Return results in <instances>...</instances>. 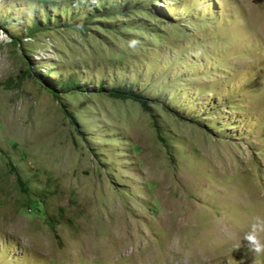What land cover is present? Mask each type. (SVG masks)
<instances>
[{
    "label": "rangeland",
    "instance_id": "1",
    "mask_svg": "<svg viewBox=\"0 0 264 264\" xmlns=\"http://www.w3.org/2000/svg\"><path fill=\"white\" fill-rule=\"evenodd\" d=\"M255 216L264 0H0V264H264Z\"/></svg>",
    "mask_w": 264,
    "mask_h": 264
},
{
    "label": "clouds",
    "instance_id": "2",
    "mask_svg": "<svg viewBox=\"0 0 264 264\" xmlns=\"http://www.w3.org/2000/svg\"><path fill=\"white\" fill-rule=\"evenodd\" d=\"M137 41L133 40L130 46L134 47ZM243 241L248 247L249 251L256 255H264V217H253L249 230L244 234ZM177 249L180 248V238L178 236L173 238L172 242ZM182 264H190L189 257L185 255Z\"/></svg>",
    "mask_w": 264,
    "mask_h": 264
},
{
    "label": "trees",
    "instance_id": "3",
    "mask_svg": "<svg viewBox=\"0 0 264 264\" xmlns=\"http://www.w3.org/2000/svg\"><path fill=\"white\" fill-rule=\"evenodd\" d=\"M78 86L75 84L72 80H67L63 83L62 89L64 92L66 91H72L77 89ZM107 93L111 97L120 98V99H132L134 101H137L145 110L149 109L148 106V98L143 96L140 92L134 91L131 87L127 88H111L107 90Z\"/></svg>",
    "mask_w": 264,
    "mask_h": 264
},
{
    "label": "bare ground",
    "instance_id": "4",
    "mask_svg": "<svg viewBox=\"0 0 264 264\" xmlns=\"http://www.w3.org/2000/svg\"><path fill=\"white\" fill-rule=\"evenodd\" d=\"M235 245V244H234ZM217 255V254H216ZM219 255V254H218ZM212 257V256H211ZM217 257H219V256H217Z\"/></svg>",
    "mask_w": 264,
    "mask_h": 264
}]
</instances>
